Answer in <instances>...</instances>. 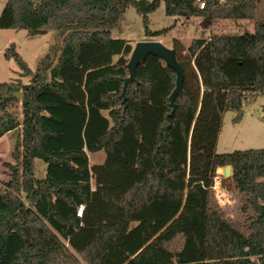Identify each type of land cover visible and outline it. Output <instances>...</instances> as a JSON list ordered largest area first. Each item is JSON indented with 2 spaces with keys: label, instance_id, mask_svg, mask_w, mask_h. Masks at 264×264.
<instances>
[{
  "label": "trees",
  "instance_id": "1",
  "mask_svg": "<svg viewBox=\"0 0 264 264\" xmlns=\"http://www.w3.org/2000/svg\"><path fill=\"white\" fill-rule=\"evenodd\" d=\"M261 1L6 0L0 28L53 31L55 42L34 71L14 44L3 52L28 81L0 82V137L19 130L0 184V264H264V148L215 150L224 113L237 121L264 94ZM161 2L209 31L186 47L172 40L183 70L172 115L174 71L148 54L122 96L132 46L111 36L129 6L147 37L166 32L148 27ZM240 20L252 30L210 29ZM99 150L104 160L90 166ZM226 166L231 175L219 177ZM215 177L249 196L248 224L217 205Z\"/></svg>",
  "mask_w": 264,
  "mask_h": 264
},
{
  "label": "rangeland",
  "instance_id": "2",
  "mask_svg": "<svg viewBox=\"0 0 264 264\" xmlns=\"http://www.w3.org/2000/svg\"><path fill=\"white\" fill-rule=\"evenodd\" d=\"M6 0H0V13ZM258 14L264 17V0L258 5ZM148 27L152 31L167 28V31L147 37L144 34V25L141 16L132 6H129L118 27L111 31L114 38L127 39L132 48L143 40H152L161 43L167 48H172V40H178L184 47L188 46L194 38H206L209 31L202 26V19L194 16H167L164 13V4L161 2L158 8L149 14ZM253 25L247 20L218 21L210 29L214 32H235L243 29L252 30ZM55 42V33L47 31L41 35H29L23 29L0 28V82H10L19 78L23 83L28 77H20L19 68L13 59L3 56L4 50L14 44L16 51L25 61L31 71H34L38 61ZM236 113L227 111L223 115L222 129L216 144L217 153H227L235 150L264 148V94L258 95L253 101L242 106V114L239 120L233 121ZM19 130L11 131L0 137V184L9 178L8 169L4 163L14 164L12 151ZM104 152L88 153L89 165L100 164L104 160ZM36 176H44L45 163L35 160ZM219 177L223 176V168L217 170ZM214 179V194L217 205L231 220L246 225L253 217L254 212L250 207L249 196L244 193L229 190L220 184V178ZM93 184V180H91ZM184 238L178 235L168 243V248L177 252L183 245Z\"/></svg>",
  "mask_w": 264,
  "mask_h": 264
},
{
  "label": "water",
  "instance_id": "3",
  "mask_svg": "<svg viewBox=\"0 0 264 264\" xmlns=\"http://www.w3.org/2000/svg\"><path fill=\"white\" fill-rule=\"evenodd\" d=\"M148 54L154 55L160 58L161 60H163L164 63L168 67H170L175 73V87L169 96V102L172 108L169 115H172L175 108L174 99L177 92L181 90V86L183 82V70L176 59L174 49L167 48L157 41H152V40L139 41L132 48L127 63L128 76L124 78L122 96H124L127 83L135 80L136 67L143 61V59ZM7 97L20 98V92L16 91L10 95L4 96V98ZM123 102H124V98H123ZM230 175H231V168L229 166L224 167L223 176L229 177Z\"/></svg>",
  "mask_w": 264,
  "mask_h": 264
},
{
  "label": "built area",
  "instance_id": "4",
  "mask_svg": "<svg viewBox=\"0 0 264 264\" xmlns=\"http://www.w3.org/2000/svg\"><path fill=\"white\" fill-rule=\"evenodd\" d=\"M202 7H203V2H199V8H202ZM82 210H83V205H79L76 211L78 216H81Z\"/></svg>",
  "mask_w": 264,
  "mask_h": 264
},
{
  "label": "crops",
  "instance_id": "5",
  "mask_svg": "<svg viewBox=\"0 0 264 264\" xmlns=\"http://www.w3.org/2000/svg\"><path fill=\"white\" fill-rule=\"evenodd\" d=\"M103 113L105 114L106 112H103ZM263 124H264V123H263ZM8 133H11V132H8ZM8 133H7V134H8ZM219 135H220V134H219ZM218 138H219V137H218Z\"/></svg>",
  "mask_w": 264,
  "mask_h": 264
}]
</instances>
